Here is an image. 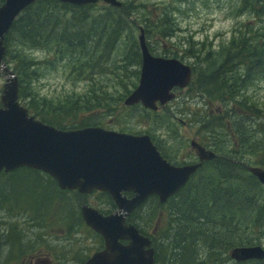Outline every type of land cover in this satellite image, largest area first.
I'll return each mask as SVG.
<instances>
[{"label": "rangeland", "instance_id": "1", "mask_svg": "<svg viewBox=\"0 0 264 264\" xmlns=\"http://www.w3.org/2000/svg\"><path fill=\"white\" fill-rule=\"evenodd\" d=\"M118 1L123 5L120 10L99 3L78 11L82 18L75 23L70 22L71 16L66 11H57L59 18H54L50 24L59 26L55 24L58 21L62 27L70 26V33L95 49L94 58L99 59L97 65L100 68L96 65V77L87 70L77 75L64 63H58V57L49 54L52 52L33 51L30 54L38 63V76L32 83L34 94L39 93V97L53 102L67 97L84 98L93 93L106 95L112 100L108 104L102 101L97 106L96 113L92 115L96 118L93 127L117 132L123 130L122 133L136 136L148 135L163 156L178 166L197 160L190 142L204 144L207 150L217 151L216 162L233 171L236 180L244 181L250 194L259 200L258 204L250 203L242 209L249 211L259 204L263 206L264 190L256 179L251 185L240 169L241 166L244 169L245 166L264 169V165H259L264 159L263 72L253 71L247 82L240 84L242 93L236 101L251 104L252 111L242 105L232 108L231 101L205 99L200 76L195 74L187 88L176 90L175 99L156 112L145 110L140 105L126 108L122 102L117 104L115 101L125 98L127 90L131 92L138 83L141 62L138 54L139 27L144 30L146 46L152 55L162 57L177 53V59L193 67L196 73L203 67L189 58V54L193 55L200 43L204 42L206 49L210 43V58L219 63L220 46L238 30L264 29V16L252 14L251 8L240 9L238 0ZM262 10L264 12V8ZM14 44V39H11V57ZM46 60L48 62H43ZM193 63L196 64L193 66ZM4 68L0 69V96L10 79ZM8 68L12 70V65ZM85 118L70 116L61 123L76 125ZM208 136L212 137L208 139ZM210 167L213 164L199 169L195 176L197 182L203 176L206 180ZM43 178L31 172L0 177V264H83L101 249L100 237L79 222L80 207L85 204L111 214L115 210L112 200L98 192L81 197L72 191L56 198L58 193L54 184L51 181L47 184ZM215 185L225 189L230 182L221 179ZM153 199L150 198L141 208L134 221L148 236L157 238L155 231L165 226L163 219L157 224L159 210L161 214L165 213L162 209L169 203L158 208L160 204L155 202V206ZM202 200V203L192 206L188 202L180 203L181 212L174 213L177 215H174L176 234L166 243L168 249L162 245L158 251L155 246L156 264H236L228 256L232 248L227 250L237 236L229 226L231 234L226 237L224 219L227 212H217L221 209L217 191L212 192V198L205 191ZM178 205V201H173V210ZM230 213L228 220L232 218ZM259 231L248 228L242 231L246 234L239 237L250 239L246 247L260 246L264 249V231ZM212 240L220 241L219 248H211ZM224 240H228V244Z\"/></svg>", "mask_w": 264, "mask_h": 264}, {"label": "water", "instance_id": "2", "mask_svg": "<svg viewBox=\"0 0 264 264\" xmlns=\"http://www.w3.org/2000/svg\"><path fill=\"white\" fill-rule=\"evenodd\" d=\"M38 0H4L0 6V69L4 66L9 84L0 96V172L28 167L47 174L60 190L78 194H107L116 210L103 215L82 205L84 224L101 236L104 248L84 264H154L151 241L127 218L149 197L164 203L180 190L196 170L216 155L198 142H190L199 163L174 166L168 163L147 135L135 136L99 127L62 131L28 116L18 103V80L4 62V36L21 12ZM70 5L102 2L120 8L117 0H57ZM141 54L136 88L124 99L125 107L140 104L156 111L175 98V90L191 82L192 69L174 58L153 56L142 28L138 36ZM247 170L264 185V169ZM126 194H131L127 197ZM236 262L262 260L260 247H238L230 252Z\"/></svg>", "mask_w": 264, "mask_h": 264}, {"label": "trees", "instance_id": "3", "mask_svg": "<svg viewBox=\"0 0 264 264\" xmlns=\"http://www.w3.org/2000/svg\"><path fill=\"white\" fill-rule=\"evenodd\" d=\"M3 3L4 0H0V6ZM238 4L240 9L251 8V13L256 15L257 17L264 16V12L262 10L264 8V0H238ZM261 5H263V8L260 7ZM89 6L92 5L75 6L60 3L57 0L35 1L26 9H24L21 14H19V16L10 27L8 33L4 36L3 40V46L5 49L3 62L7 67L8 65H12V70L10 68L9 69L18 80L19 104L23 108H25L28 115L33 117L35 120H38L46 125L62 131H70L95 126L96 124L93 123L96 118L92 115L96 113L97 106L102 101L103 103L107 102L108 104L112 99H110V97L106 95L97 96L96 93L86 95V97L84 98L74 99L72 97H67L63 101L59 102L48 101L45 97H39V93L34 94V88L32 85L33 81L36 80L38 76V63L30 53L36 50L52 52L49 54L57 56L58 63H64L63 65L65 67H70V69H73L77 73V75L82 74L87 70L89 74H95L96 77V65L99 59L94 58L96 54L95 49L89 44H83L82 40L77 39V37H75L76 35L70 33V26L67 25L65 27H62L60 26L61 24L58 23V21H56L55 24L59 26H53L50 24L54 18H59L56 15L59 9H61L62 11H66V13L71 16L72 20L70 22L75 23L79 21V18H82L78 11H85L89 8ZM108 7L115 10H120L122 8H112L110 6ZM254 30V27L248 28L245 31L238 30L227 42H225V44L221 45L219 48V52L221 51V53L219 54V56L221 57L219 63H217L213 58H210L212 55V46L210 45V43L208 44L207 49L205 48V43L203 42L199 44L198 49H196L193 55L188 53L189 58L197 61L203 67V70L196 73H194V68L192 67V71L193 77L194 74L200 76L199 81L200 85L203 86L202 89L205 94V99L211 101L215 99L223 101L225 103H227V101H231L232 108L236 107L237 105H242L244 109L246 108L252 111L253 107L251 104H247L243 101L238 102L236 101V99L242 93L240 84L247 82L248 77L253 73V71L255 72L257 70L264 73V29L260 28L256 29V31ZM11 39H14L15 42V50L12 57L10 56ZM162 57L178 58V55L177 53H175L171 56ZM43 62L48 61L46 60ZM195 64L196 63H193V66ZM234 67H237V70H233ZM97 68H100V65H97ZM129 93L130 92L127 90L125 97ZM123 99L124 98L117 99V101L115 102H117L118 104L119 102H123ZM260 114L261 112H259L258 118H260ZM70 116H79L86 118L84 121H80V124L76 125H74L73 123H70L69 125H64L61 123L63 119ZM122 131L123 130H121V132ZM210 137L212 136H208L207 138L209 139ZM215 153L217 154V151H215ZM216 161L217 160L206 162L201 167L202 169L203 167L206 168L210 164H213V167L207 169V173L209 174L205 181V176H203L202 180L200 182H197L195 179L196 175H194L176 194L170 197L166 201V203L162 205L160 204V206H158V208H161L162 206H165L169 203L168 207L162 209L166 214H161V210L158 209L159 222L157 224H160V220L163 219L165 226H162L159 228V230L155 231L157 238L149 235L152 239L154 252L155 246H157L158 251H160L162 245V247L168 249V245L166 243L168 242L170 237L176 234L174 231V224L176 223V221L174 220V215L176 214L174 213L181 212L180 203L184 204L188 202L191 206L198 202L202 203V198L205 196V191L208 192V195L211 196V198L212 192L217 191V197L220 199L221 203V209H219V211L217 212H227V216H225V219L222 218L227 224V227L224 226L225 228H227L226 237H228V234H231L229 231V226H231L232 228L233 235L237 236V238L233 239V243L229 246V249L227 251H229L231 248L233 249L235 247L247 246L250 239L244 236L239 237V235L246 234V232L242 231L247 230L248 228H256L258 229V232H260L259 230L264 231V205L262 206L261 204H259L249 211H247V209H242L244 206L247 208L250 203L258 204L259 200H257V198H255L253 194H250L248 185L244 181L236 180V176L233 171L227 169L224 164H218ZM259 165H264V159ZM243 167L244 166H241L240 168L241 173L252 185V181L255 178L247 170L248 167L252 166H245V169ZM18 172H31L38 174L46 179L47 184L48 181H51L58 193L56 194V198L58 196H62L64 193H70L69 191H61L58 188L56 182L51 177L40 171L28 167H22L10 173L13 174ZM10 173H0V177L4 174ZM221 179L228 180V182H230L228 188L221 189L218 188L217 185H215L216 183L221 182ZM256 183L260 186L261 189L264 190L263 185H261L258 181ZM211 186H213L214 188ZM78 195L82 197L87 194ZM126 196L130 197V194H126ZM153 198L154 197H152V199ZM175 200L179 202V205L173 210L172 202ZM153 201L154 205L155 202H158V200L156 201L155 198L153 199ZM200 209L202 210V208ZM140 210L141 208L134 212L135 214L133 213V215L128 218V222L133 224L142 235L148 236L145 231H143L140 227L137 226V224H135L134 221V217ZM231 211L234 212L230 213ZM99 212L103 215H107V212ZM213 213L216 212L214 211ZM229 213L230 215H232L231 220L226 219ZM79 217L80 219L78 220L82 224L83 220L81 216ZM29 220L31 221L33 219L29 218ZM76 222L78 224L77 219ZM223 242L225 244H228L229 241L224 240ZM211 243V248L217 249L220 246L219 240H212ZM215 245H217L218 247H213ZM156 259L157 257L154 253V264H156ZM247 262H252V264H264V259L260 261ZM247 262L238 264H244Z\"/></svg>", "mask_w": 264, "mask_h": 264}]
</instances>
